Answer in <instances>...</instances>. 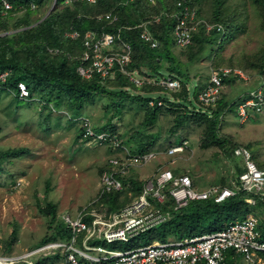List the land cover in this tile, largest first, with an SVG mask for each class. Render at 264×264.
<instances>
[{"label": "rangeland", "instance_id": "rangeland-1", "mask_svg": "<svg viewBox=\"0 0 264 264\" xmlns=\"http://www.w3.org/2000/svg\"><path fill=\"white\" fill-rule=\"evenodd\" d=\"M255 1H194L195 6L202 10H200L201 16L211 21L208 25H214L217 22L218 14L222 21H229L232 25L231 32L221 47H218V43L213 46L205 44L201 52L198 51L196 44L188 48L178 47L175 44L173 31L174 46L171 51L182 61L181 69L188 75L186 82L187 87L190 86L189 97L196 110H200L201 107L194 96L195 86L206 84L215 66L238 68L247 77H234L235 80L226 83L225 89L229 100H240L257 86L264 87V74L259 72L264 60V14L261 13L260 4ZM158 2L160 7H169L167 11L169 15L176 12L175 7L170 6V0H156V3ZM55 6L54 0L49 9H44L36 15L44 18V15ZM262 12L264 13L263 7ZM204 30L207 35L209 31L207 25ZM2 31L4 30L0 27V32ZM194 54L195 57L191 59ZM163 61L165 65L169 64L167 60ZM136 75L143 77L139 73ZM113 78L115 75L109 77V79ZM109 88L112 92L104 97L100 94V96L96 95L95 99L98 100L90 103L85 108L84 114L91 118L95 127L98 128L108 124L111 113L116 112L118 114L116 121L124 129L122 134L128 135L145 117L141 108H135L139 102L134 96L139 91L130 88L127 91L128 94L123 95L120 90H117L119 88ZM9 89L11 90L6 93L14 97L12 87L10 86ZM159 94L166 96L167 93L159 92L154 95ZM12 96L5 95L0 101V154L2 151L20 146L29 147L31 153L5 166L7 169H12L14 181L6 179V172H0L2 182L0 184V257H20L18 259L20 261L15 263L13 260L10 264L22 262H24L22 264H35V259L48 254L46 251L34 255L28 253L43 246L41 240L52 232L50 219L40 212L38 203L45 205L51 201L56 204L59 216L64 212L73 215L77 213L80 208L96 198L104 166H108V158L113 155V152L108 153L104 146L97 144L90 146L81 144L77 136L76 124L73 125L67 120L69 119V115L65 112L69 109L67 107H54L51 102L48 103L45 100H41L37 106L27 107V102L14 100L20 108H17L16 115L12 116V113H8L10 109L7 108L11 107L10 104L14 106L11 102ZM176 115V113L166 112L153 126L144 129L145 134L147 131L148 135L156 138L153 150L159 151L161 158L142 168L133 167L130 171L139 175L147 183L160 165L169 164L170 168L173 166L187 168L196 180L193 187L197 190L215 183L227 184L233 178L236 165H241L243 159L235 157L233 153L237 148L246 145L251 147L258 161L264 162V111L247 120H238L235 112L227 113L218 127L222 143L211 145L207 144V137L210 136L213 139V135H208L205 122L196 116H189V118L187 116L179 120ZM107 127H111L110 122ZM182 140H188L189 143L183 155L172 159V156L165 154L171 145L179 144ZM131 143H134L136 147L139 146V141ZM131 143L127 145L132 148ZM127 197L131 202L135 198L131 193ZM174 212L172 211V216ZM169 218L164 221L168 222ZM14 231H18L16 237H13ZM133 237H131L132 240L139 242V236ZM97 240L101 239L97 238ZM169 240L178 239L170 235L167 237V241ZM93 242L89 244L96 245ZM115 244L118 248L129 249L132 243L116 241ZM233 255L235 258L231 259ZM242 258L243 255H236L231 250L227 262L247 264ZM63 260H58L57 264H62Z\"/></svg>", "mask_w": 264, "mask_h": 264}, {"label": "trees", "instance_id": "trees-1", "mask_svg": "<svg viewBox=\"0 0 264 264\" xmlns=\"http://www.w3.org/2000/svg\"><path fill=\"white\" fill-rule=\"evenodd\" d=\"M10 1L14 5L16 14L4 18L0 22V27L4 31L21 30L0 37V70L8 68L13 69V75L9 80L8 86H11L14 91H17L18 89V81L26 82L31 93V98L22 101L28 103L26 105L27 107L32 105L37 106L40 104L41 100H45L48 103L51 102L54 107L69 108L65 111L69 115V119L67 120L69 122L71 121L73 125L76 124L77 136L81 144L90 146L96 144V142L91 138L83 139L82 128H80L77 122L73 123L72 121H76L77 117L85 115V108L90 105V103L98 100L97 98L95 99L96 95L100 94L102 95L101 97H104V95L112 92L109 87L119 88L117 90H120V93L123 95H127V91L130 88L139 91V93L134 96L139 102V105H136L135 108L138 107L143 110V115H145L144 120L142 119V121L136 125L137 127H135L132 132L128 133L129 136L125 133L119 135V139H123L125 145L139 141L138 147L134 146V143H131V145H133L132 149L139 153L153 151V148L156 145V138L154 139L153 136L148 135L147 131L145 134L144 129L153 126V124H155L166 112L176 113V117L179 120H182L187 116L188 118L189 116H196L202 122H205L208 128V135H213V139L210 138V136L207 137V144L211 145L212 143H222V138L218 131L220 122L223 118H226L227 113L233 112H235L239 120V105L251 97L252 91H261L262 108L259 111L254 110L255 108L249 109L248 118H251L253 115H260L264 111V87L262 85L257 86L255 90L249 91L240 100H229L225 88L226 83L235 80L234 77L239 78V75L234 73L225 78L224 88L221 92L220 98L214 105H205L198 98L199 93L206 87L209 80L203 86H195L194 96L201 109L196 110L194 108L192 99L189 97L191 94L190 86L187 87L188 83L186 82L188 75L181 69L182 61L171 51L172 46H174L172 33L177 21L176 17L173 15L172 17H166V15L163 14L159 23L153 22L150 24L149 27L152 34L160 42V45L157 48H152L149 42L144 41L141 37L142 29L136 27L146 18L151 17L154 14H160L161 11L163 12V10L169 9V7H160L159 2L150 4L147 0H133L132 2L125 4V0H99L96 4H88L86 1H76L66 4L65 0H57L56 6L50 14L41 22L37 23L42 16L38 17L36 14L44 9H49L54 0ZM187 1L196 9L197 18L201 20V22L199 24V29L193 33L192 43L185 48L195 46L196 44V46L198 45V51L201 52L202 49H204L205 44H211V46H213L218 43V47H221L228 34L231 32L230 29L232 25L229 24V21H222L218 14V17H216L217 22L214 25L221 24L224 32L221 33L217 30V27H214L209 30L206 35V31L204 30L206 29V23L211 21L202 17L200 13L201 9L199 10L195 6L194 1L198 2L200 0ZM30 2H34L37 5L36 10H32L29 7ZM177 2L178 0H170V6H172V8L175 7L176 11L178 10ZM255 2L260 4L261 13L264 14L262 12V7L264 8V0H256ZM20 6L25 8V11L22 13L19 12L21 10ZM107 12H113L116 14L117 19L114 22H110L109 20H98L96 18L98 14H104ZM70 29L78 30L81 36H83L88 30H94L97 33L108 31L119 35L123 41L130 43L132 47L131 62L128 67L129 70H136L140 75L146 77H165L166 75H171L173 78L180 80V89L176 91L166 90L162 86L153 85L148 82L144 85L137 86L129 80L127 75L118 70H116L115 78L113 79H109L108 77L104 79L99 74L93 76L91 79L82 77L77 69L80 64V54L83 51L82 37L76 40L67 38L65 32ZM194 57L195 54L191 59ZM163 60H167L169 64L167 63L165 65ZM215 67L220 68L225 66ZM259 72L264 74V60ZM105 82H107V85ZM159 92L167 93L166 96L158 95L163 101L162 105L155 107L150 106V95ZM144 93L147 95L143 96L142 94ZM5 95L12 96L11 94L6 93L5 89L0 88V101ZM14 100L18 102V100L21 99L17 96L11 97V102H13L14 106L10 104L11 107L7 108L10 109L8 113H12V116H15L17 108H20V105L15 104ZM256 100L259 99L256 98ZM70 108H72V110ZM66 116L67 115H65V117ZM116 118H118V114H116V112L111 113L108 119V124L98 128L96 127L97 131H115L114 128L107 126L109 125V122L111 123L116 120ZM98 146H104L108 153L116 152L113 150L110 139L105 141L104 145ZM243 147L250 151L252 159L257 163L258 167L264 171V162L258 161L255 154L252 153L251 147L247 145ZM29 153H31V149L27 146L14 147L1 152L0 172L7 173L6 179H10L11 182L14 181L12 169H7L5 166L11 165ZM233 154L235 157L238 156L243 158L241 155L236 154V151H234ZM107 167V165L104 166L103 171L106 170ZM172 169L179 174H189L192 177L193 183H196L194 176L189 170H187V168L173 166ZM244 170L245 162L244 159H242L241 165H236L232 180L227 184L220 183L222 187L228 186L237 190L235 196L227 198L222 202H215L213 197H209L203 200H190L186 206L175 209V200L169 195H167L165 202L160 203L155 200L157 207L163 212H170L171 216L169 221H164V223L152 226L148 230L137 235L139 236V242L132 240V238L129 239L127 242L132 244L128 248L151 244L154 241L167 242V237L170 235L181 240L195 234L212 232L221 229L229 222L248 213H254L262 217L260 220V228L263 231L264 237V202L261 199V195L239 189L238 183L236 182L239 180V175L244 172ZM127 179L131 182V187L129 189L108 193H101V189H99L96 198L86 205L88 210L104 209V212H106L107 215L120 212L121 209L131 202V200L128 201V194L131 193L135 197L141 195L146 183V180L131 171L129 172ZM1 183L2 182L0 181V184ZM211 185H209V187ZM250 196L255 197V205L247 201ZM121 200L122 202H120ZM38 206L40 212L50 219V228L52 229L51 233L43 237L41 245L54 241H69L71 238V231L58 215L57 205L49 201L45 205L38 203ZM172 211H175L174 216H172ZM92 219L93 217L89 216L85 220L87 223H91ZM16 233L18 234V231H14L13 237H16ZM83 238L84 235L80 237V240ZM133 239H135V237H133ZM94 241L95 242H92L102 244L108 248H118L115 244L116 242L108 243L102 239L100 241ZM10 249L11 248H9V250ZM60 259H64V255L61 252L55 254L49 253L47 256L43 255L41 258L35 259L34 263L57 264V261Z\"/></svg>", "mask_w": 264, "mask_h": 264}, {"label": "built area", "instance_id": "built-area-1", "mask_svg": "<svg viewBox=\"0 0 264 264\" xmlns=\"http://www.w3.org/2000/svg\"><path fill=\"white\" fill-rule=\"evenodd\" d=\"M76 1H86L91 4L97 2V0H66V3ZM149 1L156 2V0ZM30 6L32 9L36 8L34 3H31ZM177 7L178 10L172 13L177 19L173 29L175 44L179 47H186L192 43L193 33L198 30L200 20L197 18L196 9L191 7L187 0H178ZM13 8L14 5L10 0H0V21L7 18ZM162 14L172 17L167 11ZM160 19L161 15L154 16V20L160 21ZM150 22V20H146L139 25L142 27L141 37L144 41L149 42L152 48H157L160 42L150 31L148 25ZM216 26L219 31L223 30L222 25L216 24ZM207 28L211 29L213 25H207ZM69 35L76 38L80 32L75 30ZM84 42L87 51L81 58L82 62L78 66V72L86 79L97 74L104 79L109 78L115 75L118 70L127 75L129 80L137 86L148 82L162 86L166 90L176 91L181 87L180 80L169 75L166 77H138L136 70L128 69L131 62V45L127 42L117 43L114 35L97 37L94 32L90 31L84 35ZM104 47L107 49L104 50ZM232 73L247 78L238 68H214L209 83L199 93V100L205 105H214L220 98L225 78ZM12 75V68L0 70V88L8 91V83ZM17 87V91L13 90L15 96L21 100L31 98L30 90L24 81H18ZM150 98L149 105L152 107L161 106L163 103L157 95H152ZM261 100V91H252L251 97L239 105V118L247 120L248 110L251 108H255L256 111L261 110ZM76 122L83 130V139L91 138L98 145H104L105 141L110 139L113 150L116 151L109 157L108 167L102 173L101 193L123 191L130 188L131 182L127 177L131 168H142L161 158L160 152L157 150L139 153L135 152L131 146L125 145L123 139H119V135L124 130L123 126L121 127L116 120L111 122V128H114L115 131L110 132L97 131L91 118L86 115L77 117ZM188 146V141L184 140L180 144L170 146L165 154L172 156V159L177 158L184 154L183 152ZM236 154L241 155L245 162V170L236 181L238 188L261 195L264 202V171L252 159V154L248 149L239 147L236 149ZM149 180L148 183L146 181L142 194L134 198L118 213L107 215L105 212H98L94 209L88 210L87 206L74 215L69 212L62 213L60 217L71 231L69 241L50 242L32 250L29 254L43 251L49 254L61 251L64 255L62 264H200L202 262L205 264H227L229 251L232 250L236 255H243L242 259L247 264H264V237L260 228L262 217L254 213L244 214L221 229L195 234L181 240L156 241L125 250L109 249L101 244L91 246L89 242L97 240V238L108 243L116 240L127 242L131 237L164 222L169 218L170 212H162L155 202H165L167 195L175 200V209H179L186 206L190 200L213 197L215 202L219 203L237 194V190L232 187H222L218 184L197 190L193 187L194 183L189 174L176 173L169 164L160 165ZM247 201L253 205L256 204V199L253 196H250ZM86 216L93 217L91 223L86 222ZM82 235L84 238L80 240ZM13 259L16 263L20 257Z\"/></svg>", "mask_w": 264, "mask_h": 264}, {"label": "clouds", "instance_id": "clouds-1", "mask_svg": "<svg viewBox=\"0 0 264 264\" xmlns=\"http://www.w3.org/2000/svg\"><path fill=\"white\" fill-rule=\"evenodd\" d=\"M55 1H57V0H55ZM99 0H97V2H98ZM133 0H125V4H127L128 2H132ZM150 4H155V3H151L149 0H147ZM96 2V3H97ZM31 3H34V2H30L29 3V7L31 8ZM65 3H66V0H65ZM88 3V2H87ZM96 3H93V4H96ZM13 4V3H12ZM35 4V3H34ZM66 4H69V3H66ZM88 4H91V3H88ZM36 5V4H35ZM21 8V10L19 11L20 13H22V12H24L25 10V8L23 7V6H20ZM192 7V6H191ZM194 8V7H193ZM32 9V8H31ZM37 9V5H36V8L35 9H32V10H36ZM54 9V8H53ZM52 9V10H53ZM51 10V11H52ZM164 11H168V10H163V12ZM48 13V12H47ZM47 13L44 15V17L47 15ZM16 14V11L14 10V8H13V10H11L10 11V15L9 16H14ZM50 14V13H49ZM107 15H109V17H107ZM157 15H161V18H162V11H161V13L160 14H154V15H152L151 17H148V18H146L145 20H143V21H146V20H150L151 22L148 24L149 26H150V24L151 23H156V22H160L161 21V19H160V21H156V20H154V16H157ZM8 16V17H9ZM166 17H167V15H166ZM170 17V16H169ZM46 18V17H45ZM45 18H41L37 23H39V22H41L43 19H45ZM96 18L98 19V20H102V19H104V20H109L110 22H114L116 19H117V16H116V14H114L113 12H107V13H104V14H98L97 16H96ZM2 21V20H1ZM0 21V22H1ZM143 21H141L136 27H138V28H141L142 29V27H140L139 25L143 22ZM200 22H201V20H200ZM200 24V23H199ZM206 25H208V23H206ZM221 25V24H220ZM214 27H217L216 25H213V28ZM223 27V26H222ZM149 29H150V27H149ZM198 29H199V26H198ZM212 29V28H211ZM211 29H209V30H211ZM18 30H21V29H17V30H11V31H2V32H0V37H2V36H4V35H6V34H10V33H12V32H15V31H18ZM218 30V29H217ZM72 31H75V29H70V30H68V31H66L65 32V36L67 37V38H69V39H71V40H76V39H79V38H81L82 39V44H83V52L81 53V55H80V63L82 62V56H83V54H84V52L85 51H87V47H86V45H85V42H84V35L87 33V32H90V31H92V32H94L95 34H96V36L97 37H103V36H105V35H114L115 36V38H116V42L118 43H122V42H125V41H123L122 39H121V37L119 36V35H116V34H114V33H112V32H108V31H103V32H101V33H97L96 31H94V30H88L83 36H81V35H79L78 37H76V38H72L69 34L72 32ZM76 31H78V30H76ZM151 31V30H150ZM219 31V30H218ZM142 32V31H141ZM196 32V31H195ZM221 33H223L224 32V29L222 30V31H220ZM128 43V42H127ZM130 44V43H129ZM131 45V44H130ZM179 47V46H178ZM105 49H107L106 47H104V50ZM56 51H58V50H56ZM80 65V64H79ZM78 69V68H77ZM214 69V68H213ZM80 74V73H79ZM168 76V75H167ZM169 76H171V75H169ZM156 77V76H155ZM158 77H161V76H158ZM166 77V76H165ZM91 79V78H90ZM26 83V82H25ZM154 95V94H153ZM150 96H152V94L150 95ZM38 100V99H37ZM188 141V140H187ZM183 142V141H182ZM182 142H180V143H182ZM179 143V144H180ZM175 145H177V144H175ZM115 153V152H114ZM113 153V154H114ZM109 159V158H108ZM100 189H101V183H100ZM129 189V188H128ZM136 198V197H135ZM90 203V202H89ZM88 203V204H89ZM116 241H120V240H116ZM113 242H115V241H113ZM156 242V241H155ZM44 245H46V244H44ZM35 249H37V248H35ZM109 249H112V248H109ZM130 249V248H129ZM34 250V249H33ZM123 250H125V249H123ZM32 251V250H31ZM30 251V252H31ZM29 252V253H30ZM28 253V254H29ZM30 255V254H29ZM32 255H34V254H32ZM20 261V260H19ZM15 264V263H14Z\"/></svg>", "mask_w": 264, "mask_h": 264}, {"label": "bare ground", "instance_id": "bare-ground-1", "mask_svg": "<svg viewBox=\"0 0 264 264\" xmlns=\"http://www.w3.org/2000/svg\"><path fill=\"white\" fill-rule=\"evenodd\" d=\"M0 264H10L13 262V258L0 257Z\"/></svg>", "mask_w": 264, "mask_h": 264}, {"label": "crops", "instance_id": "crops-1", "mask_svg": "<svg viewBox=\"0 0 264 264\" xmlns=\"http://www.w3.org/2000/svg\"><path fill=\"white\" fill-rule=\"evenodd\" d=\"M209 186H207V187H205V188H208ZM205 188H203V189H205ZM159 208V207H158ZM96 211H100V210H96ZM101 212H103L104 213V211H101ZM106 213V212H105ZM116 242V241H115ZM102 245V244H101ZM108 248V247H107ZM116 249V248H115ZM117 249H120V248H117ZM228 258H229V255H228ZM231 259H234L235 257H234V255L233 256H231L230 257ZM229 264V263H228Z\"/></svg>", "mask_w": 264, "mask_h": 264}, {"label": "water", "instance_id": "water-1", "mask_svg": "<svg viewBox=\"0 0 264 264\" xmlns=\"http://www.w3.org/2000/svg\"><path fill=\"white\" fill-rule=\"evenodd\" d=\"M51 10H52V9H51ZM50 12H51V11H50ZM50 12H49V13H50ZM49 13H47V15H46L45 17H47V16L49 15ZM45 17H44V18H45Z\"/></svg>", "mask_w": 264, "mask_h": 264}]
</instances>
